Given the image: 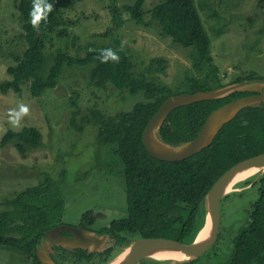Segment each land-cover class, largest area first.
<instances>
[{
  "label": "trees",
  "instance_id": "1",
  "mask_svg": "<svg viewBox=\"0 0 264 264\" xmlns=\"http://www.w3.org/2000/svg\"><path fill=\"white\" fill-rule=\"evenodd\" d=\"M80 1L48 0L53 7L47 20L41 21L38 27L29 23L32 0L15 1L27 48L21 56H13L14 66L7 68L12 79L0 84V93L21 94L22 86L27 83L32 97L39 98L45 91L57 87L65 67H86L90 68L89 83L95 88L105 90L112 85L131 96L143 93L147 101L114 115H107L94 106L83 119L84 124L97 126L101 145L117 147L124 165L128 216L113 221L99 233L108 235L109 247L105 251L91 253L55 247L58 255L52 259L57 264L61 262L59 259L62 263L109 264L132 245L133 238H165L191 244L205 224V198L216 181L238 163L264 153V104L240 111L201 153L181 162L154 159L146 151L142 136L164 102L175 95L208 92L227 86L221 83L219 69L214 64L211 40L196 8V0H161L148 13L144 11L145 0H135L132 5L123 7L111 0L109 6L113 29H121L125 25L123 16L129 13L138 25L145 28L156 25L162 36L191 49V65L198 75L188 78L189 87L180 94L149 81V76L166 74L167 59H152L136 75L131 57L110 45H78V52H84V56L58 51L47 78L40 77L37 72L51 36L70 38L76 45L78 39H73L75 36L69 28L74 22L66 12L72 3ZM109 48L117 54L118 61L101 63L98 59L100 50ZM244 81L258 80L250 73L233 84ZM250 95L236 93L179 107L160 127V139L172 147L191 142L214 111ZM72 103L75 105L73 100ZM76 115L78 112H73L71 126L82 132L85 127L76 124ZM10 142L16 143L15 148L23 155L28 148L37 149L43 145L42 133L34 127L19 132L10 130L2 139V146ZM256 177H261L253 185H260L259 197L233 240L232 254L226 264H264V173L250 180ZM42 180L39 185L28 187L4 202L5 208L0 212V247L20 252L31 264H42L37 250L45 241L46 232L58 225L64 210V201L52 179L43 175ZM249 184L251 182L246 183ZM84 217L89 220V214ZM115 252L118 254L113 256Z\"/></svg>",
  "mask_w": 264,
  "mask_h": 264
},
{
  "label": "rangeland",
  "instance_id": "2",
  "mask_svg": "<svg viewBox=\"0 0 264 264\" xmlns=\"http://www.w3.org/2000/svg\"><path fill=\"white\" fill-rule=\"evenodd\" d=\"M15 1L0 0V84L12 79L7 68L14 66L13 56H21L27 48ZM134 1L116 0L119 7L132 5ZM159 2L161 0H145L144 11L148 13ZM110 4L111 0L72 3L66 16L74 22L69 28L75 36L73 39L78 41L74 45L70 38L51 36L38 75L47 78L58 51L84 56V52H78V45H110L131 57L136 75L152 59H167L166 74L149 76V81L169 87L175 94L185 92L189 87L188 78L198 75L191 65V49L162 36L156 25L150 28L138 25L129 13L123 16L125 25L119 30L113 29ZM195 5L211 40L221 83L233 84L250 73H254L258 81H264V0H196ZM89 69L65 67L57 87L45 91L39 98L32 97L27 83L22 86L21 94L0 93V212L5 208L4 202L28 187L39 185L42 176L48 175L64 201L62 218L56 227L83 226L97 235L113 221L128 216L124 165L117 147L101 145L97 126L84 124L83 119L94 106L107 115H114L130 111L136 103L147 99L143 93L131 96L112 85L105 90L95 88L89 83ZM19 104L26 105L29 111L18 126H12L8 112ZM76 111V124L85 127L82 132L71 126ZM26 127L41 131L43 145L40 148H28L22 155L14 142L2 146L8 131L19 132ZM250 178L234 185L228 197L222 199L220 235L216 244L202 257L189 262L184 258L179 264H226L232 254L233 240L259 197L260 185H253L261 177ZM248 182L251 184L246 185ZM87 214L88 221L84 217ZM137 239L133 238L132 243ZM108 247L109 240H106L103 248ZM116 254L118 252L113 256ZM51 260L43 264H57ZM59 260V264H87ZM0 264H31V261L18 251L0 247ZM138 264L173 263L146 258Z\"/></svg>",
  "mask_w": 264,
  "mask_h": 264
},
{
  "label": "water",
  "instance_id": "3",
  "mask_svg": "<svg viewBox=\"0 0 264 264\" xmlns=\"http://www.w3.org/2000/svg\"><path fill=\"white\" fill-rule=\"evenodd\" d=\"M236 93H249L251 95L239 98L214 111L206 120L197 138L193 141L172 147L160 139V127L175 109L203 101L226 98ZM260 104H264V81H244L208 92H198L196 94L184 93L172 96L164 102L160 110L150 120L142 136L143 145L148 154L156 160L164 162L184 161L209 147L220 130L240 111L246 107ZM248 169H259V176H261L264 173V153L233 166L209 190L205 198L207 214L204 227L207 223L210 224V234L207 239L200 243L197 241L205 228L198 233L197 238L191 244H184L165 238H139L134 240L132 245L125 250L127 251V255L123 264H138L143 259L153 258V253L162 250H173L189 260H194L205 255L216 244L219 238L221 202L228 195V186L237 173ZM62 231L68 232L71 234V237L63 236ZM106 240H108V235L97 236L90 231L69 226L56 227L46 232V239L42 244L43 251L38 250L37 253L41 262L50 263L52 260L48 253L51 251L53 245L70 250L82 249L93 253L105 251L103 246ZM172 263L179 264L181 262L172 261Z\"/></svg>",
  "mask_w": 264,
  "mask_h": 264
},
{
  "label": "clouds",
  "instance_id": "4",
  "mask_svg": "<svg viewBox=\"0 0 264 264\" xmlns=\"http://www.w3.org/2000/svg\"><path fill=\"white\" fill-rule=\"evenodd\" d=\"M53 5L48 0H32V6L29 11V23L33 27H38L41 21H46ZM98 59L101 63L108 61L116 62L119 57L112 49H102ZM29 109L24 104H19L17 108L10 109L8 112V121L12 126H18L22 118L28 113Z\"/></svg>",
  "mask_w": 264,
  "mask_h": 264
},
{
  "label": "bare ground",
  "instance_id": "5",
  "mask_svg": "<svg viewBox=\"0 0 264 264\" xmlns=\"http://www.w3.org/2000/svg\"><path fill=\"white\" fill-rule=\"evenodd\" d=\"M258 170L259 169H248L246 171H242V172L237 173L233 177L231 183L229 184L228 189H227V193H229L233 190L234 185L247 180L248 178L252 177L256 173H259L260 171H258ZM203 228H205V229L204 230L202 229L203 230V231L201 230L202 232L200 231L201 234L197 240L199 243L204 241L205 239H207V237L210 234V224L207 223V225ZM120 255L121 256L118 259H116L114 262H112L111 264H123V262L125 261V257L127 255V251H125L123 254H120ZM152 257L154 259H157V260H171V261H179V262H181L184 258L187 259L182 254L176 253L173 250L157 251V252L153 253ZM187 260H189V259H187Z\"/></svg>",
  "mask_w": 264,
  "mask_h": 264
},
{
  "label": "flooded vegetation",
  "instance_id": "6",
  "mask_svg": "<svg viewBox=\"0 0 264 264\" xmlns=\"http://www.w3.org/2000/svg\"><path fill=\"white\" fill-rule=\"evenodd\" d=\"M77 229H83V230H87L85 227H83V226H81L80 228H77ZM87 231H90V230H87ZM91 232V231H90ZM91 233H93V234H96L95 232H91ZM62 235L63 236H65V237H71V234H69L68 232H65V231H62ZM97 236H101V235H98L97 234ZM43 244V243H42ZM42 244H41V246H40V248H42ZM55 247H57V246H55V245H53L52 247H51V251H53L52 253H50V257L52 258V256H55V257H57V252H56V250L54 249ZM40 248H38V250H40ZM43 249V248H42ZM38 250H37V252H38ZM48 253V254H49ZM42 264H43V262H42Z\"/></svg>",
  "mask_w": 264,
  "mask_h": 264
}]
</instances>
